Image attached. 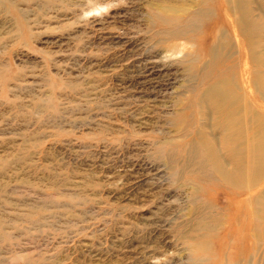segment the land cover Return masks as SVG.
Listing matches in <instances>:
<instances>
[{"label": "rangeland", "instance_id": "rangeland-1", "mask_svg": "<svg viewBox=\"0 0 264 264\" xmlns=\"http://www.w3.org/2000/svg\"><path fill=\"white\" fill-rule=\"evenodd\" d=\"M169 3L188 13L162 22ZM188 5L0 0V264H264V178L226 180L198 139L220 78L264 113L254 65L213 63L219 0Z\"/></svg>", "mask_w": 264, "mask_h": 264}, {"label": "bare ground", "instance_id": "bare-ground-1", "mask_svg": "<svg viewBox=\"0 0 264 264\" xmlns=\"http://www.w3.org/2000/svg\"><path fill=\"white\" fill-rule=\"evenodd\" d=\"M186 1L190 8L206 0ZM158 12L157 17L167 23L181 19L188 10L185 5L182 7L177 3H169L159 6ZM213 13L216 18L204 26L201 35L212 39L208 50L212 62L236 53L246 55L247 61L254 65L250 78L255 92L264 102V0H219ZM191 14L206 16L210 12L194 9ZM184 33L182 30H174L172 34L176 37ZM187 44L189 42L175 44L171 46V51L175 49L176 56L182 53L184 57L194 56L191 52H185ZM190 45L194 53H197L198 44ZM196 60L197 58L193 59ZM209 61L201 70L210 67ZM244 99L236 77L220 78L209 85L202 93L199 103L204 111L203 115L209 120L211 131H199L198 139L210 163L226 180L234 182L238 177L244 176L250 181V185H255L264 178V113L261 110H249ZM249 123L251 128L248 129ZM247 129L254 134L249 135L252 137L250 142ZM252 149L258 158H254ZM245 162L247 167L244 169ZM255 202L257 207L253 213L259 223L264 213V190L254 199Z\"/></svg>", "mask_w": 264, "mask_h": 264}]
</instances>
